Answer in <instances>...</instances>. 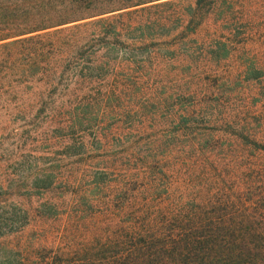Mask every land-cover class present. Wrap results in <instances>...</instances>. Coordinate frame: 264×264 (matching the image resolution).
<instances>
[{"label":"trees","instance_id":"16d2710c","mask_svg":"<svg viewBox=\"0 0 264 264\" xmlns=\"http://www.w3.org/2000/svg\"><path fill=\"white\" fill-rule=\"evenodd\" d=\"M218 15L224 32L215 26L198 41ZM255 18L264 29V0H0V111L15 112L23 125L54 124L61 141L55 160L30 161L26 190L35 206L11 231L33 218L58 223L53 231L37 225L57 240L42 247V264H264V136L250 126L263 117L252 103L237 114L223 107L217 179L188 190L178 169L197 161L171 156L180 146L172 141L187 133L199 99L180 83L173 93L161 86L166 73L198 78L231 56L241 81L260 83L264 45ZM173 96L187 106L167 109ZM123 98L124 114H112L137 123L122 134L105 131L99 123L109 101ZM161 112L174 126L147 134L142 120ZM116 145L120 153L106 154ZM204 145L211 154L215 141ZM65 159L88 167L80 169L84 180L60 165Z\"/></svg>","mask_w":264,"mask_h":264},{"label":"rangeland","instance_id":"374dc122","mask_svg":"<svg viewBox=\"0 0 264 264\" xmlns=\"http://www.w3.org/2000/svg\"><path fill=\"white\" fill-rule=\"evenodd\" d=\"M219 16H217V19L214 17L206 20L198 33V41H205L206 38L211 36L215 26H217V35L224 32V29L219 27L222 24ZM262 25L260 19L255 18L252 28L260 31L262 37L258 40V43L264 45ZM239 64L238 57L231 56L224 61L217 62L216 66H212L213 73L206 75L204 71L196 73L198 78L191 77L187 73L186 77L182 76L180 80H178V76L168 75L167 73V77L163 78L164 81H162L163 85L161 86L169 92L173 93L174 87H179L178 84L180 83L185 92L186 90L195 91L199 99L198 108L196 107L192 115L194 121L188 123L187 133L172 141L180 144V146L176 147L171 156H183L185 164L188 165L193 161H197L198 167H192L190 170L184 168V171L181 168L178 169L177 178L180 177L181 171L182 176L185 177L187 174L189 177L185 184L188 190L199 187L206 188L209 179H217V114L222 111L223 107L224 110L233 114L243 111L241 110L243 107H245V110L250 111L252 108V111L259 112L263 117L261 119L262 123H260V120H256L252 121L250 126L260 136H264V99H262L264 97V80L258 84L241 81L238 73ZM257 92L259 95H257ZM258 97L261 102L256 101ZM175 102H178L177 105H175ZM187 102V98L175 100L173 96L171 104L167 103L169 105L167 109L172 110L178 105L187 106ZM250 103L253 104L251 108ZM109 104L111 107L106 108L108 112L105 111L102 114L99 123L105 131L116 126L122 134V129L129 121L134 124L137 123L133 118L125 121L123 118L112 114L114 111V114H124V98L118 101H112L111 99ZM141 111L150 115L148 107H144ZM163 112L159 114L158 118L142 120V123L147 126V134H161L167 128L174 126L173 121V124L169 123L167 125L164 124V121H161L164 118L161 115ZM15 115V112L9 110L0 111V264H42L44 256L42 247L49 244L53 239H55L54 242H57V240L53 238L55 233L45 239L44 236H41L42 232L39 231L37 225L42 224L44 230L53 231L58 227V223H33L36 220L33 218L30 226H24L16 234L11 231L24 224L25 214L31 212L35 206L34 200L36 199L28 197L26 190L27 180H25V176L30 171V161L37 156L39 158L48 156L45 157V160L48 161L51 158L50 162L55 160L58 158L61 149V141L56 138L57 133H55L54 124H45L44 120H37L31 126L23 125L13 120ZM211 120H215L213 125L210 123ZM157 124L160 127L151 129V126H157ZM144 136L145 134L142 137ZM193 136H195V139H193ZM86 140H91V137H87ZM209 140L215 141V147L211 154L206 155L203 152L204 142L209 143ZM110 142L117 144L113 137H110ZM120 152L119 145H116L109 149L106 154ZM98 154V152L92 151L90 156L95 158ZM73 161L74 159L71 162L65 159L60 162V165H67L65 166L66 170L72 171L77 180L79 178L84 180L85 177H83V173H80V169L87 170L88 167H82L83 164ZM44 166H46V163ZM180 179L182 180V178ZM177 186L181 187L179 179Z\"/></svg>","mask_w":264,"mask_h":264}]
</instances>
